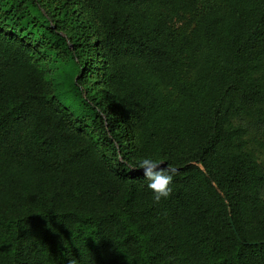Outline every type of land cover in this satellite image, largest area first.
Returning a JSON list of instances; mask_svg holds the SVG:
<instances>
[{
	"label": "trees",
	"instance_id": "obj_1",
	"mask_svg": "<svg viewBox=\"0 0 264 264\" xmlns=\"http://www.w3.org/2000/svg\"><path fill=\"white\" fill-rule=\"evenodd\" d=\"M71 260L264 264V0H0V264Z\"/></svg>",
	"mask_w": 264,
	"mask_h": 264
},
{
	"label": "clouds",
	"instance_id": "obj_2",
	"mask_svg": "<svg viewBox=\"0 0 264 264\" xmlns=\"http://www.w3.org/2000/svg\"><path fill=\"white\" fill-rule=\"evenodd\" d=\"M138 169L143 170L145 179L148 181L147 187L152 192L155 203H160L167 199L171 193L173 177L177 174V169L172 165H166L162 159L152 156H144L138 162ZM70 264H76L71 260Z\"/></svg>",
	"mask_w": 264,
	"mask_h": 264
},
{
	"label": "rangeland",
	"instance_id": "obj_3",
	"mask_svg": "<svg viewBox=\"0 0 264 264\" xmlns=\"http://www.w3.org/2000/svg\"><path fill=\"white\" fill-rule=\"evenodd\" d=\"M56 96L62 105L75 117H90L95 118V110L86 105V99L80 94L64 93L60 89H57Z\"/></svg>",
	"mask_w": 264,
	"mask_h": 264
}]
</instances>
